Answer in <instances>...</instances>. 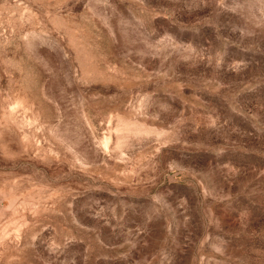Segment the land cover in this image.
<instances>
[{
  "label": "rangeland",
  "instance_id": "obj_1",
  "mask_svg": "<svg viewBox=\"0 0 264 264\" xmlns=\"http://www.w3.org/2000/svg\"><path fill=\"white\" fill-rule=\"evenodd\" d=\"M0 264H264V0H0Z\"/></svg>",
  "mask_w": 264,
  "mask_h": 264
}]
</instances>
